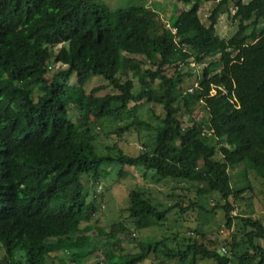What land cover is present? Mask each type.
<instances>
[{
  "label": "trees",
  "instance_id": "16d2710c",
  "mask_svg": "<svg viewBox=\"0 0 264 264\" xmlns=\"http://www.w3.org/2000/svg\"><path fill=\"white\" fill-rule=\"evenodd\" d=\"M175 1L187 7L164 22L144 4L107 12L95 0H0V264H47L59 252L81 264L93 228L82 225L98 211L102 195L95 188L104 164L118 165L121 174L124 166L139 165L143 177L202 182L196 195L219 197L210 208L192 200L160 208L149 191L130 189L121 219L98 228L110 244L100 263L264 264V225L232 214L244 189H235L229 172L240 165L244 175L253 172L264 183V0ZM205 1L214 4L207 23L199 16ZM229 3L236 27L222 40L216 24ZM216 57L220 67L214 70L205 61ZM243 58L258 64L246 66ZM198 67L206 115L185 126L179 113L189 100L181 84L195 79ZM129 73L136 91L126 84ZM93 76L102 78L88 89ZM71 103L77 121L69 118ZM143 105L150 118L109 133L148 127L154 131L151 151L145 145L134 156L98 154L91 125L104 117L141 116ZM172 209L176 215L221 210L224 228L233 230L219 242L177 233L144 243L131 237L132 230L164 225ZM45 230L65 235L46 242ZM122 242L138 251L115 248Z\"/></svg>",
  "mask_w": 264,
  "mask_h": 264
},
{
  "label": "rangeland",
  "instance_id": "374dc122",
  "mask_svg": "<svg viewBox=\"0 0 264 264\" xmlns=\"http://www.w3.org/2000/svg\"><path fill=\"white\" fill-rule=\"evenodd\" d=\"M100 3L102 7L110 12L118 7H126L131 4H144L151 7L159 14V18L167 22L169 19L178 14L182 9L187 6L176 2L175 0H95ZM248 1V0H247ZM214 4L211 1L203 2L199 10V16L204 23H207V18L211 13ZM232 3H229L228 10L220 14L218 22L216 24V30L219 37L222 40L230 37L235 31V23L233 22L231 15L233 10ZM224 51H227L226 48ZM236 54V51H232L230 54ZM234 54V55H235ZM213 62L215 69H219L218 57L215 59H207L205 63ZM242 64L257 65V60H251L249 58H243ZM58 67L54 66L50 70H57ZM200 67L197 69V79H193L188 85L181 84V94L187 95L189 100V106L186 109L181 106V112L179 118L186 126L190 123L189 119H198L202 115H206L203 110L201 95L199 88L195 89V94L188 95V88L198 81V73L200 74ZM199 71V72H198ZM102 78V77H101ZM99 76L91 77L87 88L96 85L98 80H101ZM127 86L136 91L138 89V83L136 78L129 73L126 80ZM81 94L78 90L73 94V99H76ZM133 104H130L132 106ZM144 109V110H142ZM138 117L133 114H126L121 117H104L100 119L96 124L91 125V135L93 139V145L95 151L98 154H108L110 156H116L119 151L125 154L134 156L143 150L144 146L148 151H151L153 147L154 131L143 125H135L129 131L124 132L123 135L115 136L109 132L113 129L123 125L124 122L131 120L137 121L139 117L150 118L151 115L146 110L150 109L148 106H142ZM155 112H159V107L154 109ZM69 118L72 121H77L78 111L76 106L71 103L69 107ZM140 118V120H141ZM155 124V123H153ZM214 145L216 141H212ZM123 174L120 173V167L113 164L103 165V174L99 177V184L101 185V193L99 200L96 201L98 211L94 218L84 223V225H92V229L86 233L89 241L86 244V249L89 250L88 256L83 260L81 264H102L103 254L110 246L107 244L105 236L99 233L98 228H108L111 223L118 221L122 217L121 209L128 204V192L130 189L136 186L144 188L152 195L154 202L160 208H169L174 203H181L187 205L188 200L199 201L201 204L207 203L208 208L211 207L218 199L219 194L217 192H210L207 195H196V189L204 187L202 182H189L184 180H175L171 178H158L156 176L147 175L143 177V168L137 166H124ZM231 172V184L235 189H244L240 199L236 202V209L233 211L235 214L249 215L264 222V183L256 177L253 172H249L244 175V171L240 165L232 166L229 169ZM84 183L89 185L90 180L84 179ZM84 187V193L87 195V199H90V193L92 188ZM185 190V191H184ZM175 210H169L167 212L168 219L164 222V225H151L147 228H142L138 231L132 230L131 237L138 238L140 242H151L161 237H171L175 233L183 236H195L201 240V237L205 241L214 240L221 241L224 238H229L233 228L228 231L224 228V217L221 210L214 211H202L199 209L188 211L182 215H176ZM65 235L64 232L45 230L42 233V240L46 242L57 241L59 238ZM172 245V244H171ZM115 248H121L124 252L138 251V248L134 244L119 243ZM47 264H77L71 261L70 255L66 252H59L57 256L52 260L49 259ZM108 264H115L108 261ZM141 264H153L151 259L142 261ZM166 264H177L176 261H167ZM196 264H209V260H197Z\"/></svg>",
  "mask_w": 264,
  "mask_h": 264
},
{
  "label": "built area",
  "instance_id": "2783aa9c",
  "mask_svg": "<svg viewBox=\"0 0 264 264\" xmlns=\"http://www.w3.org/2000/svg\"><path fill=\"white\" fill-rule=\"evenodd\" d=\"M166 25L169 27L168 24H166ZM169 28H170V27H169ZM171 30H172V32H173V28H171ZM191 65H194V64L191 63ZM197 87H199V82H194V84H193L192 86H190V88H188V91H192L194 88H197ZM98 188H99V189H98L97 191L100 192V191H101V185H99ZM232 214L235 215L234 212H232ZM219 251H220L221 253H227L225 247H221V248L219 249ZM227 255H229V254L227 253Z\"/></svg>",
  "mask_w": 264,
  "mask_h": 264
},
{
  "label": "crops",
  "instance_id": "0c3cea01",
  "mask_svg": "<svg viewBox=\"0 0 264 264\" xmlns=\"http://www.w3.org/2000/svg\"><path fill=\"white\" fill-rule=\"evenodd\" d=\"M202 6V5H201ZM226 50L229 52V55H234V54H230L232 51H235V50H232V48H226ZM226 51V52H227ZM262 222V224L264 225V222L263 221H261Z\"/></svg>",
  "mask_w": 264,
  "mask_h": 264
}]
</instances>
